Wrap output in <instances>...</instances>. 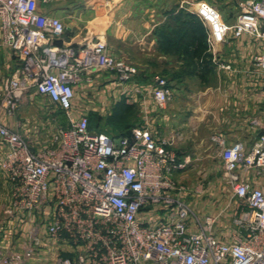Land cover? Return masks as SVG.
<instances>
[{
	"label": "built area",
	"instance_id": "obj_1",
	"mask_svg": "<svg viewBox=\"0 0 264 264\" xmlns=\"http://www.w3.org/2000/svg\"><path fill=\"white\" fill-rule=\"evenodd\" d=\"M196 6L209 50L251 37L260 47L253 62L264 78V0H241L233 24L208 0ZM0 31L15 61L13 73H0L1 169L12 190L0 221L13 224L18 240L29 230L31 256L56 251L57 264H264V188L245 174L264 171V133L250 148L212 136L238 199L231 222L218 231L221 215H200L187 200L190 187L176 177L186 164L172 138L146 125L110 136L90 128L87 114H76L77 89L93 81L95 67L127 82L138 73L135 65L110 54L100 38L79 47L65 43V23L32 0H0ZM28 92L48 98L67 120L50 145L34 148L3 120L16 114ZM152 94L160 108L174 97L163 76ZM13 260L8 253L0 263Z\"/></svg>",
	"mask_w": 264,
	"mask_h": 264
},
{
	"label": "crops",
	"instance_id": "obj_2",
	"mask_svg": "<svg viewBox=\"0 0 264 264\" xmlns=\"http://www.w3.org/2000/svg\"><path fill=\"white\" fill-rule=\"evenodd\" d=\"M190 1L188 3H191ZM32 3L38 11L59 17L65 23L66 32L63 36L65 43L79 47L88 38H100L106 41L110 54L138 68V73L130 81L117 80L110 85L119 86V92L130 95L133 102L142 103L143 101L146 104L143 107L144 121L140 125L149 126L158 137L165 134V138H172L173 146H178L180 162H185L183 158L187 146H193L195 150H202L205 146H217L212 141V136L218 133L225 137L228 144L243 141L248 148L253 145L261 129V119H264V108L262 110L264 89L260 79L247 73L248 66L243 59L246 52L259 51L260 47L255 42L243 36L233 41L216 44L212 50L208 48L213 71L222 74L220 79L210 81L196 75L195 71L200 62L192 56L191 45L188 42H182L180 32L176 30L179 22L176 14L182 8H186L185 2L182 3L180 0H169V2L168 0H53L48 4L42 0H32ZM196 7V3H191L187 10L194 13ZM221 63H230L231 67L222 68ZM96 70L107 69L95 67L93 73ZM158 76L165 77L174 91L173 100L166 108H160L152 94V88ZM192 81L210 90L220 104L218 111L212 112V116H209V119L212 118V122H215L213 125L216 128L209 135L200 129L205 119L196 121L193 119L188 124L189 127L194 123L193 132L177 131L181 125L185 124L180 118L182 113L178 108V104L183 100L180 94H183V89L189 91ZM75 108L76 114L80 115L77 104ZM2 117L8 124L9 118ZM252 119L254 122L251 121ZM154 123L157 124L155 128ZM5 150L6 146H3L2 157ZM182 170L183 168L177 171V178L182 177ZM245 174L247 179L264 188L261 180H256L248 172ZM188 197L192 198L191 201L194 200L192 194ZM195 207L202 215L208 214L203 204H195ZM228 224L220 219L218 229H225ZM15 234L16 229L13 224L2 226L0 222L2 243H6L11 236L15 238ZM68 249V246H62L65 254ZM42 255H33L31 257L33 262L29 261L30 264H37V261H43V264L57 263L56 251Z\"/></svg>",
	"mask_w": 264,
	"mask_h": 264
},
{
	"label": "rangeland",
	"instance_id": "obj_3",
	"mask_svg": "<svg viewBox=\"0 0 264 264\" xmlns=\"http://www.w3.org/2000/svg\"><path fill=\"white\" fill-rule=\"evenodd\" d=\"M180 1L182 3L185 2L186 8H182V10L188 12L187 9L191 3H198L201 0H191V3H188L189 0ZM208 1L219 8L223 17L229 24L234 23L241 0ZM189 24L199 26L201 23L195 19L194 22L191 21ZM187 29H189V27H182V31ZM244 37L254 42L251 37ZM234 51L237 50L234 49ZM255 53L246 52L243 61L248 66L246 68L248 69L247 73L252 74L255 78L260 79L261 82L264 83L263 75L253 62ZM197 69L198 68H196V72L198 71ZM14 71L15 61L12 51L3 44L0 31V73L7 75ZM198 74L199 73L196 75ZM221 77L222 74L212 70L211 74L207 75L206 78L213 81ZM94 78L96 79L94 80ZM117 80L118 77L114 71L96 70L93 73V81L80 85L76 92L78 111L90 117L92 129L104 132L110 136H113L111 132L124 133L134 126H139L144 121L143 107L146 104L143 101L142 103L133 102L130 95L127 96L126 93L119 92V86L115 84L110 85V83ZM262 88L264 89L263 84ZM182 93L183 94L180 95L183 97V100L178 104V108L180 113H182L180 114V118L183 119L182 122L185 124L181 125L177 131L182 132L184 130V133L193 132L192 125L194 123L190 124L189 127L188 124L193 119L195 121L205 119V123L200 126V129L202 132H206V134L209 135L216 129L215 125H213L215 122H212L213 119H209V116H212V112L218 111L220 106L219 102L215 100L210 90H206V88L201 87V85L195 81L190 82L189 91L183 89ZM151 105L155 104L151 103ZM263 105L264 104H262V110L264 108ZM128 106L131 107V111H128ZM251 121H253V119ZM262 122L264 123L263 118L261 119V129L258 131L259 133L264 132V124ZM8 124L18 129L32 146L42 147L52 143L56 129L61 125H66L67 120L62 111L54 103L49 101L48 98L28 92L21 98L19 109L13 117L9 118ZM156 126L157 124L154 123V128ZM161 135L163 137L165 136V134ZM3 146H5V144L0 139V219L7 218V214L4 210L11 204L12 200L11 185L1 169V150ZM173 147L178 152V146ZM186 150L183 158L186 165L181 172L182 177L178 179L190 187V194L193 195L194 202L191 201V197H188L187 200L191 202L194 209L200 215H202V213L196 209L195 204H203L206 213L220 214L222 222L226 224H228V222L230 223L234 216L233 209L238 199L234 196L231 184L224 177L221 150L217 146H205L202 150H195L193 146H187ZM248 174L264 183V171L260 176H256L254 171H249ZM176 177H178V173ZM26 229H29V226H27ZM19 240L11 236L10 239H7L6 243H2L1 239L0 261L4 255L9 253L14 257L13 264H30L29 261L33 262L30 251L34 243L29 235V230H27ZM57 254H59V252ZM41 257H43V255ZM42 262L37 261V264H43Z\"/></svg>",
	"mask_w": 264,
	"mask_h": 264
},
{
	"label": "trees",
	"instance_id": "obj_4",
	"mask_svg": "<svg viewBox=\"0 0 264 264\" xmlns=\"http://www.w3.org/2000/svg\"><path fill=\"white\" fill-rule=\"evenodd\" d=\"M176 15H177L176 17L179 20L178 29L176 30L180 32L182 42L184 43L188 42L191 45L192 56L195 57L200 62L199 66L197 67L198 71L195 72L196 74L199 73L197 76H199L202 79H205L207 75H209V73H211L213 70L212 62L211 59L209 58L210 54L208 51L206 27L199 19V17L192 12L189 11L184 12L183 10H180ZM195 19L201 23L199 26H195L194 24H189L191 21L194 22ZM185 26L189 27V29L182 31V27ZM127 108L128 111L132 110L130 106H128ZM90 128H92L91 121H90ZM132 128H130L128 131L124 133L129 132Z\"/></svg>",
	"mask_w": 264,
	"mask_h": 264
}]
</instances>
